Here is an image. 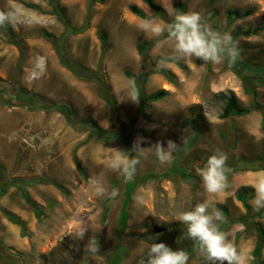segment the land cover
Listing matches in <instances>:
<instances>
[{
    "label": "rangeland",
    "instance_id": "rangeland-1",
    "mask_svg": "<svg viewBox=\"0 0 264 264\" xmlns=\"http://www.w3.org/2000/svg\"><path fill=\"white\" fill-rule=\"evenodd\" d=\"M155 1L167 10L172 21L177 12L176 1ZM183 1H188L187 12L200 13L213 30L229 32L239 42L244 58L264 65V31L250 36L234 35L237 29L264 21V0ZM55 2L0 0V10H17L24 21L9 25L10 31L6 26L0 27V96L9 100L13 89L31 97L30 101L21 100V105L15 106L0 101V165L6 178L29 181L26 189L37 206L28 204L15 186L0 198V264H107L110 250L118 242L117 223L125 190L123 177L108 165L118 150L123 152V147L121 142L106 145L97 137H90L77 150L87 174L84 178L73 159L76 146L91 133L89 124L81 121L93 117L105 130L127 129L125 124L136 116L138 103L130 99L135 90L132 79L124 71L129 69L136 75L146 71L138 45L156 38L142 32L138 25L144 20L167 24L158 16L144 19L131 12L129 7L135 3L153 14L144 0H59L58 5ZM58 7L64 9L63 18ZM234 8H253L254 12L229 23L226 11ZM88 15L89 25L77 31L86 25ZM44 30L58 38L60 48L71 60L102 75L118 101L121 121L115 117L112 120L96 79L79 76L61 63L54 42L43 35ZM100 31L107 34L106 48L102 46ZM14 40L22 46L23 56ZM172 48L173 42L164 38L148 50L156 71L149 76L143 90L149 94L165 89L168 93L150 103L149 120L139 117L135 121L131 145L142 138V147L153 146L145 149L146 154L140 158L137 165L140 173L163 174L176 165L190 176L184 179L176 173L137 187L124 239L129 255L123 264H138L141 249L146 250V246L155 242H163L174 250L191 249L189 264H206L197 254L193 241L185 238V226L176 217L212 199L219 201L216 206L225 217L221 229L239 250L250 256L248 264H254L253 249L258 239L254 222L261 221L264 225V219L256 216L257 211L250 203L253 189L247 185L264 173L261 160L264 84L257 87L256 98L262 108L221 118L229 93H235L245 106L254 99L245 92L241 77L227 59L221 64L169 59ZM162 56L166 60L158 59ZM160 69L168 70L171 77ZM53 103L73 107L77 127L52 107ZM168 140L179 144V148L172 163L162 165L154 155V145L161 142L166 147ZM189 143V149L182 148ZM218 152L228 155L230 187L213 197L205 192L199 170L210 155ZM245 160L254 161L252 168L243 167ZM42 177L62 183L67 192L42 181ZM94 178L102 180L108 192L118 189L119 195L97 197L89 183ZM244 187L252 193L249 212L236 195ZM223 206L228 208V214ZM3 209L22 223L12 222ZM81 227L87 229L83 239L66 234L69 229Z\"/></svg>",
    "mask_w": 264,
    "mask_h": 264
},
{
    "label": "clouds",
    "instance_id": "clouds-1",
    "mask_svg": "<svg viewBox=\"0 0 264 264\" xmlns=\"http://www.w3.org/2000/svg\"><path fill=\"white\" fill-rule=\"evenodd\" d=\"M22 22L21 14L17 10H0V27L14 26ZM138 27L145 34L150 33L154 37H161L167 33L166 39L173 42L169 59L184 60L188 63L196 59L221 64L226 59L230 63H235L240 58L239 42L234 40L229 32L213 30L198 12H179L172 22L167 24L144 20ZM130 99L139 102V97L135 93ZM141 141L142 138H138L133 142L131 151L136 153L135 156L125 155L118 150L109 162V168L121 175L124 182L134 180L137 165L141 163L140 158L146 154L145 149L153 147H142ZM154 147V155L159 162L162 165H170L179 144L168 140L166 147L161 142H157ZM227 161L228 155L218 152L210 155L205 166L199 170L205 192L213 197H218L230 187L227 174L231 168ZM89 183L97 197L115 198L119 195V190L115 188L108 192L100 179H91ZM247 186L253 189L254 195L250 202L253 210L257 212L264 210V173L259 174L256 181ZM218 202L216 199L200 202L193 208L180 212L176 220L185 226V238L193 241L197 254L206 264H248L250 256L239 250L229 239L228 234L221 229L225 217L216 206ZM86 230L83 227L78 230L69 229L66 234H70L74 239H83ZM189 260V253L186 250H174L163 242H155L146 246V250L141 249L138 264H189Z\"/></svg>",
    "mask_w": 264,
    "mask_h": 264
},
{
    "label": "trees",
    "instance_id": "trees-1",
    "mask_svg": "<svg viewBox=\"0 0 264 264\" xmlns=\"http://www.w3.org/2000/svg\"><path fill=\"white\" fill-rule=\"evenodd\" d=\"M57 1V5L59 3V0H52ZM98 1V0H94ZM177 5V13L179 12H187L188 9V1L183 0H175ZM144 2L153 10V14H149L146 12L143 8H141L139 5L133 3L130 5V10L132 13L140 16L144 19H152L156 16L164 19L167 23L172 22L169 19V14L167 10L161 6L159 3H157L155 0H144ZM60 16H63L64 9L62 7L57 8ZM254 9L253 8H234V9H228L226 11V17L229 23L235 21L238 18L247 17L251 14H253ZM90 15V14H89ZM89 15L86 21V25L77 31H82L89 25ZM63 18V17H62ZM8 31H10V26L5 25ZM260 31H264V21L258 23L255 26H249L246 29H237L234 32L235 36L243 35V36H250L252 34H258ZM43 35L49 39H51L55 46L56 50L60 56L61 63L70 69L73 73L86 77V78H93L96 79L100 85V90L103 98L106 100V102L109 105V110L112 116V120L114 117L121 121L119 118V107H118V101L114 98V96L111 94L110 86L106 82V80L102 77V75L97 70H92L88 67H85L82 64H79L69 57L68 53L60 48L59 40L56 36H54L52 33L44 30ZM99 36L102 42V46L106 48L108 46L107 43V34L104 31L99 32ZM167 33H165L164 36L156 37L152 40H145L139 43L138 49L141 54V57L144 61V64L146 66V71L143 74L136 75L131 70L125 69V75L132 79L133 81V87L135 90V94L139 97L138 102V110L136 116L127 124H125V128L127 129H113V130H105L93 117H87L86 119L82 120V123L89 124L91 128V133L89 137L82 140L75 148L73 159L74 162L79 170V172L82 174L84 178H87L86 171L84 167L82 166L81 162L79 161V157L77 155L78 148L87 143L91 138L90 137H97L100 141L105 143L106 145H114L115 143L121 142L123 147L124 154L128 156H135L136 153L131 151L132 145H131V134L135 132L134 123L139 118L142 117L146 120L150 119V114L148 113L147 109L150 103L159 101L163 99L167 95V91L165 89H158L151 93H145L143 90L144 84L147 82V79L152 73H155V69L152 66V61L149 58L148 50L151 46H153L157 41L166 38ZM16 44H18L22 51V56L24 54L23 48L16 40H14ZM160 60H166L165 57H159ZM230 67L237 72V74L241 77L243 81L244 90L247 94L253 96V101L250 105L245 106L241 105L238 97L235 93L231 92L227 96V101L224 105V108L222 110V113L220 114L221 118H228L231 116H241L245 115L247 113H250L252 110L260 109L262 106L257 102L256 98L258 96L257 87L259 85L264 84V65L260 64L256 61H249L246 58H244L243 52L240 50V58L235 63H230ZM160 72L164 73L166 76L171 77L168 70L160 69ZM12 89L9 100H5L4 97L0 96V101L11 106L15 105H21L20 101H30L31 97L26 92H20V91H14ZM19 93L21 94V97H19ZM5 100V101H4ZM35 102V100L33 101ZM40 106V105H39ZM44 106V105H42ZM52 107L57 109L59 112L63 113L68 121L77 127L78 121L76 119V110L67 105V104H52ZM196 121V120H195ZM124 123V122H123ZM191 147V144L182 146L183 149H189ZM181 148V149H182ZM180 156V155H179ZM180 158V157H179ZM259 160V159H258ZM261 160L264 161V156L261 157ZM242 163H244V168H249L254 164V161L252 160H245ZM252 168V167H250ZM180 174L184 179H188L190 176L188 174V171L185 169H182L176 165L173 166L172 169L169 170V172L159 174L155 172H145L140 173L138 170L136 172L134 180L130 182H125V190L122 194V204H121V210L120 215L118 218L117 223V229H118V242L115 244V246L110 250V257L107 264H123L125 259L129 255V247L125 244V232H126V225L129 218V208L130 204L133 200L135 190L138 186L144 185L149 181L156 180L158 178H161L163 176L168 175H174V174ZM230 173H228V176ZM44 182H50L53 183L56 187H58L61 191L67 192L65 187L62 183L50 179V178H41ZM29 183V181L20 178V177H13V178H6L4 175V171L2 166L0 165V198L5 195L10 187H17L21 195L25 198L26 202L34 207L37 208L35 203L32 201L31 196L29 194V191L26 189V185ZM237 198L243 202L245 208L250 211V204L248 203V200L251 198L252 193L250 192V188L244 187L242 189H239L236 193ZM225 214H228V208L226 206L222 207ZM7 217L15 223H22L19 218L15 217L12 213H10L7 210H4ZM256 216L259 219H264V210H261L256 213ZM254 225L256 227L257 233H258V239L256 241V244L253 249V263L254 264H264V260L262 259V252L264 250V225L261 221L254 222ZM188 253L192 251L191 249L186 250Z\"/></svg>",
    "mask_w": 264,
    "mask_h": 264
},
{
    "label": "water",
    "instance_id": "water-1",
    "mask_svg": "<svg viewBox=\"0 0 264 264\" xmlns=\"http://www.w3.org/2000/svg\"><path fill=\"white\" fill-rule=\"evenodd\" d=\"M101 64H102V60L100 61V64H99V66H101Z\"/></svg>",
    "mask_w": 264,
    "mask_h": 264
},
{
    "label": "bare ground",
    "instance_id": "bare-ground-1",
    "mask_svg": "<svg viewBox=\"0 0 264 264\" xmlns=\"http://www.w3.org/2000/svg\"><path fill=\"white\" fill-rule=\"evenodd\" d=\"M56 3V2H55ZM24 22V21H23ZM20 26V25H19Z\"/></svg>",
    "mask_w": 264,
    "mask_h": 264
},
{
    "label": "crops",
    "instance_id": "crops-1",
    "mask_svg": "<svg viewBox=\"0 0 264 264\" xmlns=\"http://www.w3.org/2000/svg\"><path fill=\"white\" fill-rule=\"evenodd\" d=\"M143 60V59H142Z\"/></svg>",
    "mask_w": 264,
    "mask_h": 264
}]
</instances>
